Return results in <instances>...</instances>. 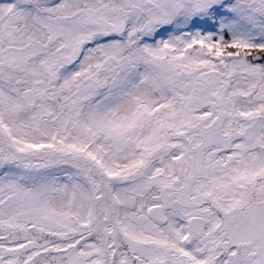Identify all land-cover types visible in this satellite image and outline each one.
I'll use <instances>...</instances> for the list:
<instances>
[{
    "label": "snow or ice",
    "instance_id": "1",
    "mask_svg": "<svg viewBox=\"0 0 264 264\" xmlns=\"http://www.w3.org/2000/svg\"><path fill=\"white\" fill-rule=\"evenodd\" d=\"M0 264H264V0H0Z\"/></svg>",
    "mask_w": 264,
    "mask_h": 264
}]
</instances>
